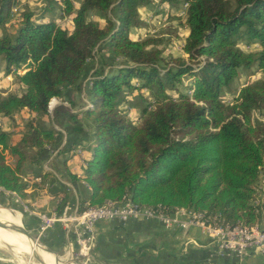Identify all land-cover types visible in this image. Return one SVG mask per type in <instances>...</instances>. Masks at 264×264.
Instances as JSON below:
<instances>
[{
	"label": "trees",
	"instance_id": "trees-1",
	"mask_svg": "<svg viewBox=\"0 0 264 264\" xmlns=\"http://www.w3.org/2000/svg\"><path fill=\"white\" fill-rule=\"evenodd\" d=\"M153 1L46 0L39 14L25 10L14 33H0L1 72L22 89H0V191L24 198L27 177L42 174L41 159L58 146L54 124L71 123L82 133L83 114L90 128L84 139L92 150L83 179L92 204L131 198L142 206L218 214L232 225L256 223L264 170V121L255 117L264 111V0H158L169 9L186 5L189 32L181 55L169 51L173 34L166 29L131 36L134 28L150 25L141 7ZM17 2L0 0V29ZM58 4L72 28L46 19ZM253 44L260 48L242 47ZM98 54L86 87L89 62ZM253 68L263 78L223 101L224 88L232 89ZM70 88H87L91 104L76 111ZM138 96L143 107L133 101ZM54 97L70 105L61 102L50 110ZM128 104L138 108V118L129 116ZM24 109L36 117L22 132L4 128L3 119ZM66 171L72 180L80 178Z\"/></svg>",
	"mask_w": 264,
	"mask_h": 264
},
{
	"label": "crops",
	"instance_id": "crops-1",
	"mask_svg": "<svg viewBox=\"0 0 264 264\" xmlns=\"http://www.w3.org/2000/svg\"><path fill=\"white\" fill-rule=\"evenodd\" d=\"M18 14L14 17H18ZM84 85L87 87L85 82ZM86 91L87 88L84 93ZM67 92L72 99L80 97V93L71 88ZM87 93L90 97L89 91ZM78 106L75 107L76 111L83 110L87 105ZM21 112H27L31 118L36 117V113L26 109ZM79 122L84 129L82 133L76 132L71 123L54 124L59 130L58 146L48 148L47 155L40 158L43 173L27 177L25 199L17 196L23 203L31 204L27 228L37 232L46 244L65 256L78 254L79 247L73 230L62 222H56L45 234H41L40 213L62 214L66 208L71 212L79 203L90 202L91 188L83 179L86 162L92 156V150L84 139L90 128L83 114H80ZM76 140L79 143L73 145ZM66 169L80 178L72 180ZM16 213L21 219L22 214ZM258 222H264V204ZM96 240L95 250L88 257L95 264H264V255L255 249L244 257L233 254L221 256L217 253L216 243L202 228H169L158 218H131L125 222L101 220L96 225Z\"/></svg>",
	"mask_w": 264,
	"mask_h": 264
},
{
	"label": "rangeland",
	"instance_id": "rangeland-1",
	"mask_svg": "<svg viewBox=\"0 0 264 264\" xmlns=\"http://www.w3.org/2000/svg\"><path fill=\"white\" fill-rule=\"evenodd\" d=\"M80 0H75V3L78 4ZM46 0H18L17 4L14 6L11 18L7 22L5 29H0V33L7 31L10 33H14L15 30L18 28V23H20L19 18L22 17V14L25 12L26 9L34 10L37 14L42 12V9L45 6ZM141 11L144 15V18L150 23L148 28L142 30L139 28H134L131 31V36L136 38L137 36L141 35V32H149V34H159L161 33L163 29H166V32H170L171 35L173 34V41L172 44L169 46V51L174 55H181L183 53L182 46L184 44L185 35L187 34V28L184 24L186 20V5L180 6V8L174 7V8H167L164 5H162L158 0H154L151 4L141 7ZM20 15H19V14ZM19 15L18 17H14L15 15ZM97 20L100 21L101 25H105V21L100 16H95ZM46 19H55L58 21V23L61 26L72 28L73 24L71 22V18L68 15H64L62 12V7L60 4L56 7L55 11L53 13H49L46 15ZM19 21V22H18ZM172 24V25H171ZM171 25V27H170ZM169 28V29H167ZM173 31V32H172ZM246 50H257L260 48L258 44H253L251 46H242ZM1 60V58H0ZM98 60H100V54H98L95 58V60L90 61L88 65L87 74L85 75L84 82L87 83L88 79L91 78V73L94 71V68L96 65H98ZM109 62L112 60L108 57ZM121 60H116L114 63L119 64ZM100 63V61H99ZM3 70V65L0 61V72ZM184 82L189 81V77L184 76ZM263 78V72L259 68H253L250 72L245 73L242 72L240 76L235 80V82L232 85V89L224 88L221 98L226 103H229L233 100L234 96L237 94L238 90L242 87L244 84H248L250 82L256 81ZM0 89L5 90L7 92H20L22 89L21 87L16 84L13 79L9 80L7 77L5 78L0 73ZM186 91V89H185ZM88 90L84 93L79 92L80 97L79 99L75 100L77 105L80 106H89L90 103V97L88 96ZM143 92L145 96L150 97L149 90L143 89ZM175 96H177V93L172 92ZM134 103L137 104L139 107H143L146 102L143 101L141 97H136L134 100ZM65 103L66 105H70L68 101H63L61 98L58 99L59 103ZM54 105V107H55ZM86 106V107H87ZM126 110L129 114V116L133 119H136L139 117V111L138 108L132 107L130 108V105H125ZM53 107V108H54ZM137 107V106H136ZM52 108V109H53ZM255 117L261 119L264 121V111H258L256 112ZM31 117L28 115L27 112H18L15 114L14 118L12 119H3L1 122L3 125L9 126V129H12L14 132H22L23 126L27 123L28 120H30ZM8 160L12 162L11 156L8 155ZM264 174V170L263 173ZM28 180V178H27ZM261 198V197H260ZM25 199V198H22ZM262 200V198H261ZM26 201V200H24ZM25 203V204H24ZM22 202L21 199L17 197L15 193L11 192H5L2 193L0 191V209L4 208L9 210L6 211V213H13V212H20L21 215V223L25 226H27V217L29 215V211L31 210V204H27V202ZM28 213V214H27ZM0 218L2 220H7L4 218L2 213H0ZM2 228V227H1ZM4 230H7L6 228H3ZM8 231V230H7ZM35 238H38L41 242L46 243L44 238L37 234V232H32ZM45 234V233H44ZM58 254L63 259H69L70 264H95L92 261L88 260V257H83L79 255V249L78 254H74V256H65L64 254H61V252H58ZM43 258V257H41ZM45 262H41L38 259V254L36 253H22L17 250H14L10 245L3 244L0 242V264H54L48 261V259H45Z\"/></svg>",
	"mask_w": 264,
	"mask_h": 264
},
{
	"label": "built area",
	"instance_id": "built-area-1",
	"mask_svg": "<svg viewBox=\"0 0 264 264\" xmlns=\"http://www.w3.org/2000/svg\"><path fill=\"white\" fill-rule=\"evenodd\" d=\"M22 73L21 70L18 71ZM7 79H13L8 75ZM57 97L52 98L49 104L51 110L58 102ZM264 169V168H263ZM260 185L261 196L259 201L264 204V176ZM41 234L45 233L56 222H62L70 227L77 239L79 255L89 257L96 247V225L101 220H120L122 222L131 218H158L167 227L179 226L183 229L200 227L216 243L217 253L221 256L236 255L247 256L252 249L264 255V222L253 224L226 223L220 215H209L206 211L194 210L185 207H149L126 198L123 202L107 201L104 204H92L91 202L79 203L69 212L66 208L62 214L56 212L40 213Z\"/></svg>",
	"mask_w": 264,
	"mask_h": 264
},
{
	"label": "bare ground",
	"instance_id": "bare-ground-1",
	"mask_svg": "<svg viewBox=\"0 0 264 264\" xmlns=\"http://www.w3.org/2000/svg\"><path fill=\"white\" fill-rule=\"evenodd\" d=\"M0 213H2L5 219H7V220H2L0 218L2 221L16 222L18 224L21 223L20 217L18 213L16 212L6 213V210L4 208H1ZM7 230H4L3 227L2 228L0 227V242L1 243L10 245V247H12L14 250H17L22 253H31V254L36 253L38 254V259L43 263L45 262L43 258H45V259H48L49 262L55 264L54 256L50 254L49 252H47L46 250H44L41 246L33 243V241L28 240L21 233L10 231V230L7 231Z\"/></svg>",
	"mask_w": 264,
	"mask_h": 264
},
{
	"label": "water",
	"instance_id": "water-1",
	"mask_svg": "<svg viewBox=\"0 0 264 264\" xmlns=\"http://www.w3.org/2000/svg\"><path fill=\"white\" fill-rule=\"evenodd\" d=\"M0 227L6 228L10 231H15V232L21 233L28 240L33 241V243L41 246L44 250H46L47 252H49L50 254H52L54 256L55 264H70L69 259H67V260L63 259L58 254V252L55 251L51 246H49L48 244H46L44 242H41L38 238H35L34 235L32 234V232L27 227H25L22 223L18 224L16 222H6V221H2L0 219Z\"/></svg>",
	"mask_w": 264,
	"mask_h": 264
}]
</instances>
